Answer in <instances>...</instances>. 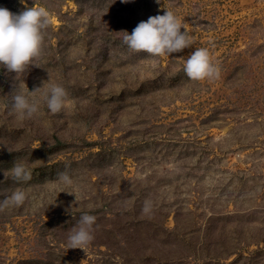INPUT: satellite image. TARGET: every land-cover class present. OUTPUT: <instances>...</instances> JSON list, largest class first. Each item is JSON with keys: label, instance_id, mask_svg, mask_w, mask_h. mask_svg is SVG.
I'll use <instances>...</instances> for the list:
<instances>
[{"label": "rangeland", "instance_id": "rangeland-1", "mask_svg": "<svg viewBox=\"0 0 264 264\" xmlns=\"http://www.w3.org/2000/svg\"><path fill=\"white\" fill-rule=\"evenodd\" d=\"M31 6L50 14L40 56L0 65V201L26 193L0 210V264H264V0H0ZM166 10L192 43L152 68L120 31ZM196 48L216 78L184 74ZM49 81L66 105L18 119L12 96ZM84 212L93 239L68 248Z\"/></svg>", "mask_w": 264, "mask_h": 264}, {"label": "clouds", "instance_id": "clouds-1", "mask_svg": "<svg viewBox=\"0 0 264 264\" xmlns=\"http://www.w3.org/2000/svg\"><path fill=\"white\" fill-rule=\"evenodd\" d=\"M50 23L49 12L41 6L26 7L19 13L0 7V65L20 76L29 64H35L41 52L43 30ZM182 27L174 12L166 10L163 14L149 16L147 20L138 22L130 34L127 31L120 32H123L121 39L126 47L134 53L148 54L153 58L150 67L155 68L161 55L180 52L191 45V38L185 29L181 31ZM182 70L192 81L214 79L219 74V69L212 63L205 48H196L184 62ZM37 92L40 93L39 99L36 97ZM40 100L51 113H57L66 105L67 92L61 85L50 81L47 86L43 83L31 91H17L12 96V110L20 120L31 118L38 111ZM8 172L17 182L31 179V170L24 162L14 163ZM58 177L66 186L73 183L67 172L59 173ZM25 200L26 193L23 190H14L0 201V210L19 207ZM149 207L146 201L143 211L147 213ZM94 221L95 216L81 213L77 225L67 237L68 248L83 249L91 242Z\"/></svg>", "mask_w": 264, "mask_h": 264}]
</instances>
